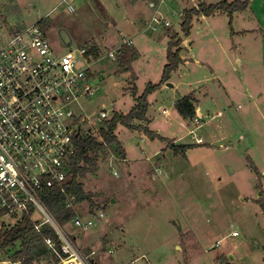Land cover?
<instances>
[{"label":"rangeland","instance_id":"374dc122","mask_svg":"<svg viewBox=\"0 0 264 264\" xmlns=\"http://www.w3.org/2000/svg\"><path fill=\"white\" fill-rule=\"evenodd\" d=\"M198 4L0 0V45L13 31L43 20L56 54L66 53L65 45H96L102 51L97 60L90 56L94 95L70 105L81 117L84 137L100 136L114 112L128 113L135 105L134 89L140 96L149 83L160 82L168 27L182 38L188 62L170 76L176 87L162 84L148 96L149 129L163 140L119 125L116 134L126 161L110 146L99 153L97 170L80 178L97 207L91 213L89 203H82L78 212L93 226L61 227L83 254L95 251L98 264H264V0L256 1L253 17L250 9L234 13L232 25L225 13L194 16L186 35L182 13ZM129 39L136 57L125 69L118 51ZM190 92L202 115L198 122L197 117L184 120L174 104L179 94ZM175 140L192 147L176 153L170 146ZM32 218L45 220L38 210ZM14 223L7 219L5 225ZM233 231L239 235L232 236ZM14 253L0 248V264H16ZM37 264L53 263L44 258Z\"/></svg>","mask_w":264,"mask_h":264},{"label":"built area","instance_id":"2783aa9c","mask_svg":"<svg viewBox=\"0 0 264 264\" xmlns=\"http://www.w3.org/2000/svg\"><path fill=\"white\" fill-rule=\"evenodd\" d=\"M124 43L132 45L131 41ZM65 46L66 53L56 54L38 22L8 34L0 45V228L7 219L15 226L30 213L37 231L49 224L58 234L64 254L59 264H95L96 252L85 255L74 246L42 201L45 191L59 189L75 211L71 223L84 230L94 224L80 216L67 185L76 140L81 136V132L76 136L81 131V117L70 105L92 97L97 85L91 83L94 75L88 49ZM115 54L111 51L108 56L114 58ZM197 142L203 143L202 139ZM36 210L45 216L43 222L32 218ZM238 235V231L232 232V236ZM46 244L55 247L52 239Z\"/></svg>","mask_w":264,"mask_h":264},{"label":"trees","instance_id":"16d2710c","mask_svg":"<svg viewBox=\"0 0 264 264\" xmlns=\"http://www.w3.org/2000/svg\"><path fill=\"white\" fill-rule=\"evenodd\" d=\"M252 1H222L209 5L204 0H199L197 7L186 9L182 13V30L186 35L190 34L194 16L210 17L218 13L228 14L231 20L230 25H232L234 13L248 9ZM42 22L43 20L38 21V23ZM167 33L169 35V47L166 55L167 62L164 66L160 82L157 84L149 83L140 96H137V91L134 89L135 105L128 113L114 112L112 117L106 120L105 127L100 129V136H80L76 140L77 152L71 158V181L67 185V190L71 196L75 197V203L77 205L86 202L89 203L91 213L94 212L97 204L94 201L92 193L84 190V185L80 182V178L97 170L98 155L100 152L106 150L107 147L115 145L120 156L123 159L126 158L125 149L116 134L119 125L130 129H143L145 135L149 138L162 139V136L156 131L150 130L147 126L136 125L135 122L147 120L148 96L162 84L169 81L172 72L176 71L183 62L180 56L182 38L179 33L170 29V27H168ZM131 46L124 43L118 51L119 65L125 69L128 68L130 61L136 57V52ZM87 49V56H92L96 60L102 56V51L96 45L87 47ZM194 102L196 100L192 94L179 98L175 102L176 110L183 119H194L196 116ZM170 146L176 153L179 151L185 153L192 147L188 144H174L173 142ZM42 201L61 227L71 223L75 217V211L67 206V197L59 189H48L45 191ZM47 239H52L55 243L54 248L48 247L46 244ZM61 245V240L52 227L44 226L40 231L36 230L30 213L24 214L22 221L18 222L15 226L9 228L3 225L0 228V248L14 249L13 261L16 264H37L44 258L50 259V262L53 264L59 263L60 258L64 256ZM262 249L264 252V245Z\"/></svg>","mask_w":264,"mask_h":264},{"label":"crops","instance_id":"0c3cea01","mask_svg":"<svg viewBox=\"0 0 264 264\" xmlns=\"http://www.w3.org/2000/svg\"><path fill=\"white\" fill-rule=\"evenodd\" d=\"M256 1L257 0H253L252 1V3H251V6L248 8V9H250V12H249V16L250 17H253L254 16V13L255 12H253L252 10H254L256 7H255V4H256ZM152 6H155V3H152ZM248 9H246L245 10V12L248 10ZM249 11V10H248ZM256 14V13H255ZM210 18V17H209ZM206 19H208V18H206ZM145 29H150V27H148L147 28V26L145 27ZM235 33V32H234ZM236 34V33H235ZM234 34V35H235ZM124 41V40H123ZM126 41H131L132 42V45H133V40L132 39H129V40H126ZM185 49V48H184ZM183 51V47H182V50H181V52ZM180 52V56H181V59L183 60V62H182V66L183 65H185L187 62H188V57H186L187 55H186V53H185V55H184V53L182 52L181 53ZM114 59V58H113ZM180 65V66H181ZM180 68V67H179ZM177 71V70H176ZM168 83H169V81H167V82H165L164 84H163V86L162 87H170L169 85H168ZM176 86L174 85V87H170V88H175ZM190 94H192L191 92L190 93H188V94H185V95H178V97L176 98V100H175V102L179 99V98H182V97H184V96H187V95H190ZM133 99H134V101H135V97L133 96ZM175 104V103H174ZM196 102H194V106H195V111H196V116L195 117H197V115H201V113H200V111L198 110V109H196ZM202 116V115H201ZM146 117H147V120L146 121H143L145 124H146V126L147 127H149V124H150V122H151V120L149 119V117L146 115ZM194 117V118H195ZM185 120V119H184ZM200 120H201V117H200ZM142 121H140L138 124H142L143 123ZM145 126V125H144ZM190 133H191V131H189ZM193 133H194V131H193ZM192 133V134H193ZM196 143H198L197 141H196ZM174 144H181V143H176V140L174 141ZM185 144H188V143H185ZM199 144V143H198ZM203 144V143H202ZM190 145V144H189ZM191 149V148H190ZM127 157V156H126ZM126 159L127 158H125V159H123V158H121V160H123V161H126ZM117 173V172H116ZM118 174V173H117ZM95 264H98V261L95 259Z\"/></svg>","mask_w":264,"mask_h":264},{"label":"water","instance_id":"95a60500","mask_svg":"<svg viewBox=\"0 0 264 264\" xmlns=\"http://www.w3.org/2000/svg\"><path fill=\"white\" fill-rule=\"evenodd\" d=\"M168 85H169L170 87H174V85H173L172 83H168ZM79 135H80V131H78V133L76 134V136L79 137Z\"/></svg>","mask_w":264,"mask_h":264}]
</instances>
